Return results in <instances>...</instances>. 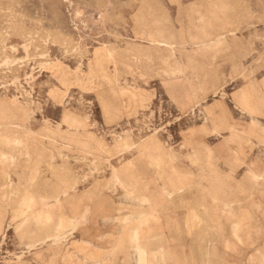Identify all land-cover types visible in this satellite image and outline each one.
I'll return each instance as SVG.
<instances>
[{
  "label": "rangeland",
  "instance_id": "1",
  "mask_svg": "<svg viewBox=\"0 0 264 264\" xmlns=\"http://www.w3.org/2000/svg\"><path fill=\"white\" fill-rule=\"evenodd\" d=\"M137 248L264 264V0H0V264Z\"/></svg>",
  "mask_w": 264,
  "mask_h": 264
},
{
  "label": "bare ground",
  "instance_id": "2",
  "mask_svg": "<svg viewBox=\"0 0 264 264\" xmlns=\"http://www.w3.org/2000/svg\"><path fill=\"white\" fill-rule=\"evenodd\" d=\"M39 203H41V202H38L37 203V200L35 199V198H24L23 199V201H22V208H23V210H22V215L24 216L25 214L27 215V213L28 212H30L31 210H33L34 209V207H36L37 205H40ZM47 217H45L46 219V221H48V222H50V221H52V218L50 217V216H48V215H46ZM40 217H42V216H40ZM39 217V218H40ZM84 217V216H83ZM83 217H82V219H81V221L83 222L84 220H83ZM86 220V219H85ZM76 221V220H75ZM74 221V222H75ZM72 222V221H71ZM76 223H77V221H76ZM71 224V223H70ZM77 225V224H76ZM80 225V224H79ZM72 226V225H71ZM74 229V228H73ZM59 235H61V234H59ZM56 238H57V236H56ZM137 239V237H135V241H137L136 240ZM134 241V242H135ZM144 251V250H143ZM141 249H139V248H137V256H138V261H137V264H146L147 262H146V259H145V255H144V252H143Z\"/></svg>",
  "mask_w": 264,
  "mask_h": 264
}]
</instances>
